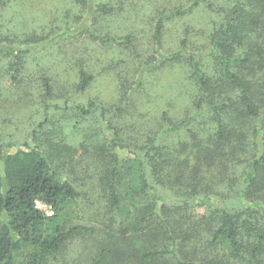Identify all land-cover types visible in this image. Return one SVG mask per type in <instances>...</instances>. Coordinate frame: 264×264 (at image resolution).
Here are the masks:
<instances>
[{
    "label": "trees",
    "instance_id": "16d2710c",
    "mask_svg": "<svg viewBox=\"0 0 264 264\" xmlns=\"http://www.w3.org/2000/svg\"><path fill=\"white\" fill-rule=\"evenodd\" d=\"M207 2L195 0L191 8ZM97 8L107 18L114 14L109 5ZM224 19L210 45L203 44L210 59L204 69L190 53L196 94L186 117L173 122L165 113L154 128L130 137L135 150L124 145L127 122L118 128L112 121V114L124 117L132 101L123 88L112 109L95 102L81 107L85 116L100 111L101 122L114 132L110 147H94V139H87L86 151L93 148L99 156L88 165L69 163L75 148L67 137L44 136L49 107L33 146L24 143L0 155V264H25L17 263L24 249L26 264L57 262L70 245L76 264H264V0H236ZM152 37L161 44L162 17ZM21 67L18 57L11 69ZM88 71H78L79 96L97 79ZM51 82L43 79L46 98L53 95ZM63 102L68 108L70 101ZM122 149L133 159L122 163L116 153ZM37 201L52 206L55 215L47 218ZM196 207H204V214H194ZM83 213L89 222L77 223L85 220ZM79 243L86 249L81 259L74 249Z\"/></svg>",
    "mask_w": 264,
    "mask_h": 264
},
{
    "label": "rangeland",
    "instance_id": "374dc122",
    "mask_svg": "<svg viewBox=\"0 0 264 264\" xmlns=\"http://www.w3.org/2000/svg\"><path fill=\"white\" fill-rule=\"evenodd\" d=\"M194 1L86 0L83 5L77 0H5L0 5V155L24 143L33 146V133L44 120L45 107H49L51 122L44 136L67 137L68 144L75 148L69 163L79 168L88 165L99 156L93 148L91 154L86 151L87 139H94V147H110L114 132L101 122L100 111L85 116L81 107L95 102L112 109L119 103V90L123 88L132 95V101L127 103L124 117L112 114V121L118 128L121 121L127 122L123 127L124 145L133 150L130 137L154 128L165 113L173 122L185 118L196 94L190 53L196 55L203 69L210 63L209 50L203 49V44L210 45V37L225 20V11L236 3L210 0L191 8ZM97 5L113 7L114 14L105 17ZM177 11L185 13L176 15ZM161 17L164 37L157 45L152 32ZM18 57L22 58V67L14 71L11 66ZM81 68L96 74L97 79L79 96L75 85ZM121 74L125 75L122 79L118 78ZM44 78L52 81L50 98L45 97ZM66 100L70 101L68 108L63 102ZM55 104L65 109H56ZM178 135L186 140L187 133L180 131ZM173 141L170 138L169 142ZM116 153L122 163L133 159L128 149ZM62 160L65 157L58 158ZM63 176L69 177V173ZM85 194L82 191L80 195L81 209L90 205ZM204 211V207H196L194 214ZM87 214L83 213L85 220L77 223H88ZM86 241L89 245V239ZM90 246L93 248L91 242ZM76 248L81 259L86 249L82 243L74 245ZM72 250L70 245L57 262L46 264H76ZM28 253L24 249L17 263L29 262Z\"/></svg>",
    "mask_w": 264,
    "mask_h": 264
},
{
    "label": "built area",
    "instance_id": "2783aa9c",
    "mask_svg": "<svg viewBox=\"0 0 264 264\" xmlns=\"http://www.w3.org/2000/svg\"><path fill=\"white\" fill-rule=\"evenodd\" d=\"M36 208L38 210H40L47 218H51L55 215L54 209L52 208V206L41 202V201H37L36 202Z\"/></svg>",
    "mask_w": 264,
    "mask_h": 264
}]
</instances>
